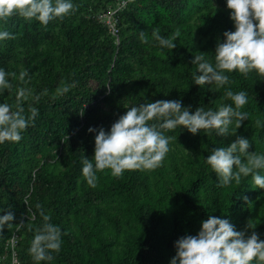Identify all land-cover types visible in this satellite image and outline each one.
<instances>
[{
    "label": "trees",
    "instance_id": "obj_1",
    "mask_svg": "<svg viewBox=\"0 0 264 264\" xmlns=\"http://www.w3.org/2000/svg\"><path fill=\"white\" fill-rule=\"evenodd\" d=\"M71 2L74 9L47 26L19 16L0 21V31L15 36L0 41V68L17 77L29 73L25 82L9 77L13 87L0 94V104L15 106L20 87L40 96L38 102L31 97L22 102L26 114L29 106L38 109L22 139L0 144V211L14 214L13 225L33 221L36 231L43 220L35 205L41 204L62 231L61 250L51 253L49 263L101 264L96 257L103 252L106 264H170L174 242L196 235L209 215L229 219L237 231L250 223L254 229L248 232L264 240V214L255 218L256 208L264 210V189L251 175L239 185L219 187L205 162L213 149L229 146L236 136L250 141L249 152L264 154V126L255 123L264 122V77L225 72L229 83L219 88L192 80L195 55L214 65L217 41L235 31L227 0H128L119 13L120 45L97 15L98 5ZM153 29L165 38L179 31L176 47L160 48ZM140 31L148 34V44L140 42ZM200 33L207 34V42ZM69 85L74 87L68 92L59 91ZM227 90L248 96L240 110L249 118L239 129L235 121L227 136L203 130L193 135L177 127L164 133L172 139L160 167L125 171L118 178L104 170L96 172V187L87 184L82 160L93 158L96 134L89 128L108 131L127 107L157 100H180L193 113L198 107L217 111L232 104L224 98Z\"/></svg>",
    "mask_w": 264,
    "mask_h": 264
},
{
    "label": "clouds",
    "instance_id": "obj_2",
    "mask_svg": "<svg viewBox=\"0 0 264 264\" xmlns=\"http://www.w3.org/2000/svg\"><path fill=\"white\" fill-rule=\"evenodd\" d=\"M230 19L234 22L235 31L223 33V42L217 41L214 53V65L205 55L197 54L191 61L196 66L192 80L196 85L215 84L218 88L229 83V76L224 74L238 71L245 77L255 72L264 77V0H227ZM74 9L71 0H0V21L7 22L13 16L27 21L36 20L47 26L54 19H63ZM180 36L177 31L168 38L162 37L158 29L151 32L152 39L160 48L174 49L175 40ZM15 39L8 31H0V41ZM139 40L149 43L148 34L139 32ZM199 72L200 75H196ZM29 75L27 70L17 74L6 72L0 68V94L11 90L13 85L9 77L25 82ZM70 87L65 86L59 91L66 93ZM32 98L39 101L40 96H33L32 90L20 87L16 93L15 106L0 104V144L5 141L19 142L22 132L34 123L38 109L29 106L28 113L22 106L23 101ZM224 98L232 104L221 105L217 111L198 107L195 112L189 107H182L180 100H157L151 103H140L127 107L125 114L114 122L108 131L103 127L89 128L95 132L94 156L82 160V174L91 187H96V172L110 170L113 177H121L125 171L154 170L161 166L169 152L172 139L164 133L177 127L186 129L195 135L200 131H215L218 136L229 135V126L235 121L236 129L248 120L249 113L242 109L248 103L245 91L234 93L227 90ZM234 105L235 107H233ZM81 116L83 112L80 113ZM257 127L264 122L257 119ZM250 141L236 136L234 142L227 147L215 148L205 162L218 178V186L225 187L233 181L237 185L242 177L251 175L255 186L264 189V154L249 152ZM246 157L242 160L241 157ZM94 161V162H93ZM245 202L248 198L243 197ZM39 210L43 223L36 229L30 243L28 253L35 264L41 261H52L51 253H59L62 245V231L59 226L51 223V216L45 214L41 204L35 205ZM30 211V209H28ZM14 214L8 211L0 217V232L5 225L13 227ZM23 224H17V229ZM249 223L244 231H237L229 219L209 215L201 222L196 235H184L174 242L176 254L170 264H264V240L253 230ZM13 241L15 236L12 237Z\"/></svg>",
    "mask_w": 264,
    "mask_h": 264
},
{
    "label": "rangeland",
    "instance_id": "obj_3",
    "mask_svg": "<svg viewBox=\"0 0 264 264\" xmlns=\"http://www.w3.org/2000/svg\"><path fill=\"white\" fill-rule=\"evenodd\" d=\"M127 0H90V3L93 6H97V15L100 19L111 29V33L114 37V41L117 45L121 43V35H120V10L126 7ZM118 34H114L115 29H118ZM213 32V30L211 31ZM207 34L200 33L199 38L203 39L202 42L208 41ZM115 58V57H114ZM107 109L111 110V105L106 104ZM173 146V145H172ZM60 149V148H59ZM59 149L52 150L53 154H58ZM190 152L196 154L194 149H191ZM41 156V154H40ZM113 203V202H112ZM115 204V203H113ZM104 206V205H103ZM102 206V207H103ZM255 218L259 219L263 214L264 210L260 208L255 209ZM5 215L4 211H0V217ZM31 216L32 220L35 219V214H28ZM35 221V220H34ZM249 219L246 220L244 223H248ZM34 222L31 221L29 223H25V225L20 226L18 229L16 227L17 224L13 225L12 228H8L7 225L4 226L3 231L0 232V257H3V264H13V261L16 263V259L19 264H35L32 260L31 256H28V249L30 247V243L34 238L35 232L33 230ZM18 224H23L21 221ZM15 236V240L13 241L12 237ZM128 242L127 238L123 239V243L126 244ZM103 253V252H101ZM98 254L97 259L101 264H106L108 262L107 257L104 254ZM24 255V256H23ZM175 255H171L170 260ZM1 263V264H2ZM39 264H59L58 262H46L41 261ZM86 264H91L87 262Z\"/></svg>",
    "mask_w": 264,
    "mask_h": 264
},
{
    "label": "built area",
    "instance_id": "obj_4",
    "mask_svg": "<svg viewBox=\"0 0 264 264\" xmlns=\"http://www.w3.org/2000/svg\"><path fill=\"white\" fill-rule=\"evenodd\" d=\"M126 3H128V0H127V2ZM127 5V4H126ZM119 30V27H118V29H115V31H114V34H118V31ZM110 32H111V29H110ZM3 262V257H0V264ZM3 264V263H2ZM13 264H19V262L17 261V259H16V263L13 261Z\"/></svg>",
    "mask_w": 264,
    "mask_h": 264
}]
</instances>
